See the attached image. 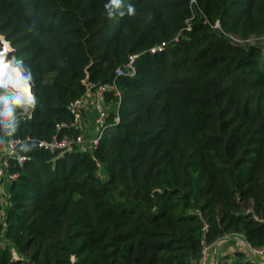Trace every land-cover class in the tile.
Wrapping results in <instances>:
<instances>
[{
    "label": "trees",
    "instance_id": "trees-1",
    "mask_svg": "<svg viewBox=\"0 0 264 264\" xmlns=\"http://www.w3.org/2000/svg\"><path fill=\"white\" fill-rule=\"evenodd\" d=\"M117 4L0 0V53L33 95L22 115L0 86V162L13 142L17 177L0 197V264H197L236 234L264 246V0ZM88 85L120 94H104L99 146L40 148L81 134L57 126Z\"/></svg>",
    "mask_w": 264,
    "mask_h": 264
},
{
    "label": "built area",
    "instance_id": "built-area-1",
    "mask_svg": "<svg viewBox=\"0 0 264 264\" xmlns=\"http://www.w3.org/2000/svg\"><path fill=\"white\" fill-rule=\"evenodd\" d=\"M161 49L158 48L157 51H160ZM152 52H155V49L152 50ZM131 58V62H132ZM128 70L129 75L134 74V69L131 66V63L126 67ZM117 75L123 74V69L117 70ZM106 92H113L115 97H119L120 94L116 90V88L113 85H103L94 87L92 85L87 86V91L84 94V96L73 102L69 106V111L73 115V121L70 123V125L61 124L57 126V130H61L62 128H75L80 130L81 134L76 136L75 138H68L64 136L62 139H58L57 136H54L51 141H41L39 143V147L43 148L45 150L55 152L60 151V153L64 152H70L73 151V149L80 150L82 152H92L94 149H96L99 146L100 139L103 136L105 132V122L108 115V112L110 110L109 106L105 105L104 102V94ZM13 96L17 98V95L13 92ZM32 97V94H31ZM31 104L28 102L20 103L19 107L22 110V115H29V111L31 109ZM91 107L92 110L95 112V118H94V126L95 130L94 132H89L87 136L84 135V127H86V122L84 120V115L86 110ZM114 122H119V117L116 115L114 117ZM19 143V141L16 142V144ZM14 143L10 142L8 146L2 150L1 154L3 156V159L0 162V197L1 201H4L5 195H6V186L11 181L15 180L17 177L16 175L8 174L7 171H5L7 164H6V158L14 156ZM19 161H23L22 158L18 157ZM4 197V198H3ZM240 235H233L232 238H240ZM228 239H231L230 237H224L221 240L215 241L211 245H203L202 252H201V258L198 261L197 264H212V258L211 253L209 254L211 248L215 246V244H221L224 241H228ZM242 247L246 251V253L249 255L250 258H257L260 261L264 260V246L258 249L251 248L245 241L241 242ZM261 257V258H260ZM214 264H217V260L214 261Z\"/></svg>",
    "mask_w": 264,
    "mask_h": 264
},
{
    "label": "rangeland",
    "instance_id": "rangeland-1",
    "mask_svg": "<svg viewBox=\"0 0 264 264\" xmlns=\"http://www.w3.org/2000/svg\"><path fill=\"white\" fill-rule=\"evenodd\" d=\"M249 42H250V44H255V39L252 38L251 40H249ZM8 83H9V78L7 77V75L0 73V86L3 88V90L7 94H10V95H13V92L16 94V92L13 91V89L10 86H8V85L6 86V84H8ZM18 97H20V93H19ZM21 102L22 103L27 102V98L21 99ZM87 110H88V112L86 115H88V116L90 115V117L86 119V123L90 126L91 132H94V130H95V126H94L95 112H94V110L93 111L89 110V109H87ZM219 240H221V239H219ZM240 241L243 242L244 240L241 237L238 239L231 238V239H228V241L222 242L221 244H215V246H213L209 252V254L211 253V258H212L211 263L214 264V261H216L219 257L221 258L225 255H230L234 251H242V252L246 253V251L242 247ZM214 250H215L216 254H215ZM229 250H231V251L233 250V251L229 253ZM217 254H218V256H217ZM263 262H264V260H263Z\"/></svg>",
    "mask_w": 264,
    "mask_h": 264
},
{
    "label": "water",
    "instance_id": "water-1",
    "mask_svg": "<svg viewBox=\"0 0 264 264\" xmlns=\"http://www.w3.org/2000/svg\"><path fill=\"white\" fill-rule=\"evenodd\" d=\"M0 42H4L3 41V38H1V37H0ZM0 54H3V56H4V65H5L3 71L0 72V73H2L4 75H7V77L10 78L9 76L12 74V72L14 70H17L18 73L20 74V78L22 80H26L25 79V73L23 71V68H22L21 63L14 64V63H12V62H10L8 60V57H9V54H10V47H9V45H7L6 50L5 51H2ZM26 81H28V80H26ZM28 82H30V81H28ZM30 84H31V82H30ZM6 86H7V84H6ZM31 94H32V84H31ZM32 98H33V95H32ZM7 122H8V120H4L3 121V126H5Z\"/></svg>",
    "mask_w": 264,
    "mask_h": 264
},
{
    "label": "bare ground",
    "instance_id": "bare-ground-1",
    "mask_svg": "<svg viewBox=\"0 0 264 264\" xmlns=\"http://www.w3.org/2000/svg\"><path fill=\"white\" fill-rule=\"evenodd\" d=\"M23 83L27 84L28 86ZM7 85L10 86L13 91L20 93V99H26V97L24 96L25 90H27V92L31 95V86L29 85V83L24 82L20 78V74L17 70H14L12 72L9 78V83Z\"/></svg>",
    "mask_w": 264,
    "mask_h": 264
},
{
    "label": "clouds",
    "instance_id": "clouds-1",
    "mask_svg": "<svg viewBox=\"0 0 264 264\" xmlns=\"http://www.w3.org/2000/svg\"><path fill=\"white\" fill-rule=\"evenodd\" d=\"M113 3H114V4H117V0H113ZM118 6H119V5L117 4V7H118ZM128 14H129L130 16L134 15V14H135V13H134V10H133L132 8H129V10H128ZM4 67H5V65H4V56H3V54H0V72L3 71ZM24 96L27 98V102H28L29 104H32V103H33V101H32V97H31V95L27 92V90L24 91ZM13 103L16 104V105H19V104L21 103V99H20V97H17ZM5 107H7V106H5ZM8 115H9V116L11 115V112H10V111H8Z\"/></svg>",
    "mask_w": 264,
    "mask_h": 264
},
{
    "label": "crops",
    "instance_id": "crops-1",
    "mask_svg": "<svg viewBox=\"0 0 264 264\" xmlns=\"http://www.w3.org/2000/svg\"><path fill=\"white\" fill-rule=\"evenodd\" d=\"M88 109H89V110H92L91 107H89ZM92 111H93V110H92ZM87 112H88V110H86L85 115H84V120H85V122H86V119L90 117V115H89V116L86 115ZM85 126H86V127H84L83 132H84V135L87 136V134H88L89 132H91V128H90V126H89L87 123H86ZM232 251H233V250H232ZM232 251L229 250V253L232 252ZM214 252H215V250H214ZM215 254H216V252H215ZM217 256H218V254H217Z\"/></svg>",
    "mask_w": 264,
    "mask_h": 264
}]
</instances>
